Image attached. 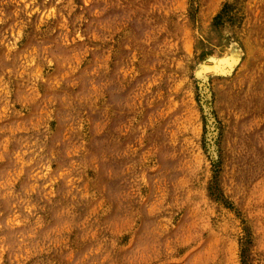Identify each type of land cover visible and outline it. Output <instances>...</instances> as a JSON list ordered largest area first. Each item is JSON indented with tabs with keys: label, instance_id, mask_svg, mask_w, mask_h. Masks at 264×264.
Returning <instances> with one entry per match:
<instances>
[{
	"label": "rangeland",
	"instance_id": "rangeland-1",
	"mask_svg": "<svg viewBox=\"0 0 264 264\" xmlns=\"http://www.w3.org/2000/svg\"><path fill=\"white\" fill-rule=\"evenodd\" d=\"M0 264H264V0H0Z\"/></svg>",
	"mask_w": 264,
	"mask_h": 264
}]
</instances>
